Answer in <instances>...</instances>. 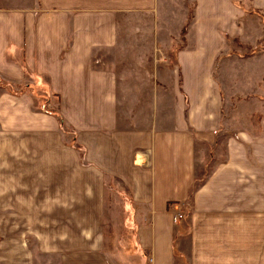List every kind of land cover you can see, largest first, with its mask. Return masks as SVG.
Masks as SVG:
<instances>
[{"label":"crops","instance_id":"obj_1","mask_svg":"<svg viewBox=\"0 0 264 264\" xmlns=\"http://www.w3.org/2000/svg\"><path fill=\"white\" fill-rule=\"evenodd\" d=\"M243 1L197 0L170 80L144 102L125 98L119 74L95 57L118 49L124 27L144 38L160 0H0V78L44 81L49 107L57 95L84 149L82 159L32 94H0V264H113L107 178L131 197L146 264H176L183 242L189 264H264V93L236 108L228 94L238 84L260 91L264 75L232 79L229 60L218 66L232 41L249 42V22L251 32L261 25L245 18ZM251 8L264 13V0ZM244 105L250 117L238 112ZM200 154L215 162L191 199ZM188 203L184 240L174 219Z\"/></svg>","mask_w":264,"mask_h":264},{"label":"rangeland","instance_id":"obj_2","mask_svg":"<svg viewBox=\"0 0 264 264\" xmlns=\"http://www.w3.org/2000/svg\"><path fill=\"white\" fill-rule=\"evenodd\" d=\"M243 4L246 13L245 18L248 20L256 19L261 23L259 30L251 32L250 28L253 23L249 22L247 30L249 32L247 41L249 42L232 41L229 49L219 58L218 66L219 68L223 67L225 61L229 60L228 70L230 72L228 75H232V79L236 73H238V77L246 74L255 77L257 72L253 73L252 70H259L261 79L264 75V13L249 15L250 13L248 12L252 9L253 0H244ZM196 6L197 0H160V9L156 22L152 21V14L147 17L145 31H142L146 33V36L144 38H135L134 35L141 33L140 29L134 26L124 27L118 49L99 52L95 57V67L116 71L119 74L123 84L124 95H126L125 98L128 97V99L135 100L139 97L144 102L153 99L157 96L156 94L160 93L158 87L165 88L167 81L170 80V71L176 65V54L185 45V35L193 24ZM252 58L255 59L254 62L256 63H252ZM225 68L226 66L223 69L224 72ZM5 81L0 78V94L3 92L9 94L19 92V89L7 85ZM41 82L45 83L44 81ZM227 83L229 84L230 81ZM252 86V89H249L250 91L246 88L244 89V86L240 84L228 90L229 95L233 94L234 108L237 107L235 101L245 98L243 95H247V98H249L257 96L254 95L255 92L264 93L263 85L260 84V91L255 85ZM34 93L37 97L32 95L38 100L51 99L43 91H34ZM234 93L236 94L234 95ZM56 101L57 99L53 101L51 108L49 107L50 110L56 111ZM238 112L245 117L247 115L250 117L251 106H240ZM255 120L256 115L253 118V122ZM62 129L65 139L72 144L76 139L75 132L66 125ZM213 160V158L208 156L199 158L198 178L193 188L201 185L199 184L200 181L205 178L207 173L211 172L215 162ZM216 161H219V157H217ZM106 183L105 254L113 264H146L137 248L136 224L134 222V207L131 197L115 179L107 178ZM183 213L185 219H182V228H184L182 238L186 240L189 237L190 230L188 217V214L191 213L190 203L185 206ZM183 244V252L179 253L177 251L176 264H189L186 255L188 250L187 243L183 242Z\"/></svg>","mask_w":264,"mask_h":264},{"label":"trees","instance_id":"obj_3","mask_svg":"<svg viewBox=\"0 0 264 264\" xmlns=\"http://www.w3.org/2000/svg\"><path fill=\"white\" fill-rule=\"evenodd\" d=\"M42 80H38L36 84L34 85H31V84H16V83H12V82H8V81H5V83L7 85H11L17 89H19V92H15L13 93V95H23L25 93H31L33 94L35 97H37L34 93V91H43L45 92L46 95H51L50 93V89H49V86L46 84V83H43L41 82ZM57 99H59V97L56 95L55 96ZM46 99V98H45ZM50 99H46L45 101H43L42 99H37L36 98V107L37 109L39 110H42V111H45L49 114H52L54 116H56L59 121H60V124H61V127L64 128L65 127V123L63 121V118L62 116L57 112V111H53V110H50L49 109V102ZM73 147H75L80 153H81V158L84 159V149L82 146H80L78 143H77V140L75 139L72 144H71ZM205 181V179H202V181H200L199 184H203ZM198 188V186H196L195 188H193L191 190V199H192V196L194 194V192L196 191V189ZM190 213L188 214V217H189ZM176 256L178 257V253L176 252Z\"/></svg>","mask_w":264,"mask_h":264},{"label":"built area","instance_id":"obj_4","mask_svg":"<svg viewBox=\"0 0 264 264\" xmlns=\"http://www.w3.org/2000/svg\"><path fill=\"white\" fill-rule=\"evenodd\" d=\"M183 219V215H181V214H179V215H177L176 217H175V219H174V221H175V223H178L180 220H182Z\"/></svg>","mask_w":264,"mask_h":264}]
</instances>
